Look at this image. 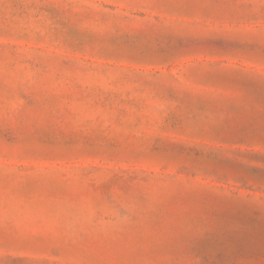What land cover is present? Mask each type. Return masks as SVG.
<instances>
[{
  "label": "rangeland",
  "instance_id": "374dc122",
  "mask_svg": "<svg viewBox=\"0 0 264 264\" xmlns=\"http://www.w3.org/2000/svg\"><path fill=\"white\" fill-rule=\"evenodd\" d=\"M0 264H264V0H0Z\"/></svg>",
  "mask_w": 264,
  "mask_h": 264
}]
</instances>
